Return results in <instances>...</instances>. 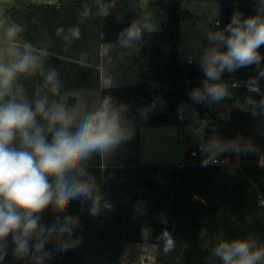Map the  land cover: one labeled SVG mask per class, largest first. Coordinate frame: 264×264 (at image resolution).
<instances>
[{"label": "trees", "instance_id": "obj_1", "mask_svg": "<svg viewBox=\"0 0 264 264\" xmlns=\"http://www.w3.org/2000/svg\"><path fill=\"white\" fill-rule=\"evenodd\" d=\"M218 2L216 32H225L237 14L242 21L258 14L264 19V0ZM157 3L166 9L168 18L162 30L149 31L141 0H12L5 10L6 20L23 29L12 40L21 53L26 51L25 44L32 46L33 54L41 57L44 75L40 70L20 73L0 103L26 100L34 110L37 99L47 96L50 107L54 101L61 103L62 95H69L68 105H75L73 93L99 90L100 109L109 99L111 108L118 111L121 128L132 131L144 126L180 125L183 121L178 111L182 106L193 105L199 114L211 108L213 120L206 124L207 138L234 139L250 159L264 158V45L258 49V65L231 72L225 69L216 81L228 92L220 102L236 105L224 120L214 112L216 100L192 97L194 90L203 91L206 77L202 59L183 61L179 50L180 19L187 11L179 0ZM102 5L107 6L106 15L100 14ZM86 8L90 11L84 16ZM133 24L141 29L139 40L128 42L137 45L139 81L102 88L101 47L122 43V38L127 39L123 34ZM77 27L80 37L75 39L69 30ZM220 50L226 51V46L220 45ZM49 71L58 73L60 89L56 95L45 86ZM253 81L258 91L249 89ZM36 119L46 128L47 121L39 114ZM70 130L75 131V126ZM46 134L50 141L51 133ZM18 143L17 139L16 146ZM182 162L102 168L101 154H90L80 165L85 176L75 171L70 175L95 181L94 194L101 197L99 212L93 215L92 201L84 197L72 200L63 210L50 204L38 214L39 227L45 229L40 237L45 241L42 252L35 251L38 241L34 235L29 240V254L18 258L9 234L0 242L7 245L0 264H120L129 243L156 245L153 264H223L214 254L222 242L250 240L255 242L254 250L264 248V205L259 202L264 197V166L221 167L205 164L201 158L187 162L185 152ZM69 217L76 221L71 224V234H61L59 229ZM53 226L56 231L49 235ZM165 231L175 243L168 252L164 251ZM70 241L78 243L66 250L60 248L61 243ZM43 252L50 255L39 260ZM257 264H264V260Z\"/></svg>", "mask_w": 264, "mask_h": 264}, {"label": "clouds", "instance_id": "obj_2", "mask_svg": "<svg viewBox=\"0 0 264 264\" xmlns=\"http://www.w3.org/2000/svg\"><path fill=\"white\" fill-rule=\"evenodd\" d=\"M89 11L86 8L83 15L87 16ZM100 14H107V6H101ZM22 30L20 25L13 23L7 27L6 35L12 39ZM69 31L73 38L80 37L78 27ZM225 32L209 33V40L218 43L202 57L206 80L203 91H193L195 100L205 97L216 101L224 99L228 95L227 89L216 82L221 73L225 69L231 72L238 67L258 65L261 61L258 49L264 45V19L259 14L243 21L238 14L234 15ZM123 35L127 39L122 38V43L127 45L129 41L139 40L141 29L133 24ZM220 45L226 46V51H221ZM24 47L26 51L21 53L10 46L7 51L15 59L8 64L0 61V100L9 94L18 74H32L40 70V74L44 75L41 57L33 54L31 45L25 44ZM57 75L56 71H49L45 76V86H50L53 95L58 94L60 89ZM249 88L258 91L255 81L250 83ZM261 104L264 105V100ZM38 114L47 121L46 128L37 122ZM74 126L75 131H71ZM46 133H51L50 141ZM127 135L129 133L121 128L118 111L111 108L107 98L100 110L86 115L78 124L63 104L54 101L49 107L47 96L35 101L34 110L26 100L16 102L12 99L0 103V242L11 234L16 245L14 253L19 258L29 254V240L35 235L38 241L34 245L35 251L42 252L45 241L40 237L45 229L39 227L38 214L50 204L63 210L72 200L84 197L92 201L91 213L97 214L101 197L94 194L95 181L91 178L76 179L70 174L75 171L78 176H85L80 165L90 154L111 152ZM17 139L18 146L15 144ZM207 162L205 160L204 163ZM261 163L264 164V160ZM50 177L54 179L50 181ZM75 222L73 218H67L65 225L59 229L60 233L71 234V224ZM54 231L55 226L48 230L49 235ZM143 235L146 237L147 232ZM163 238L164 251L168 252L175 246L174 240L167 231L163 233ZM77 243H61L60 248L66 250ZM254 244L250 240L222 242L215 248L214 254L222 258L223 264H257L264 260V248L254 250ZM6 247V243H0V260L6 255ZM49 255L43 252L38 259L43 260Z\"/></svg>", "mask_w": 264, "mask_h": 264}, {"label": "rangeland", "instance_id": "obj_3", "mask_svg": "<svg viewBox=\"0 0 264 264\" xmlns=\"http://www.w3.org/2000/svg\"><path fill=\"white\" fill-rule=\"evenodd\" d=\"M47 2L55 0H37ZM164 2L170 0H163ZM183 10L188 14L180 19L179 48L182 54L191 57L203 56L209 48L216 46L217 42L209 40V33H216V22L219 16V2L217 0H179ZM12 0H0V61L8 64L15 59L7 49L10 46L19 50L18 45L6 35L8 21L5 10ZM142 11L146 28L149 31L162 30L163 21L167 20L168 13L157 0H141ZM19 74L16 80H18ZM138 79V78H137ZM125 83H134L127 80ZM214 112L221 114V118L228 119V111L236 105H225L215 101ZM100 105L98 95L97 109ZM96 106V105H95ZM92 111H95L93 107ZM186 119L180 125L172 126H144L139 130V139L136 142V157L139 164L150 165H178L182 162L185 152V142L190 134V141H197L205 132L206 124L200 121L201 116L193 120L189 111ZM132 251L124 254V261L128 264H153L154 255L141 244L131 245ZM129 250V249H128ZM130 252V253H128Z\"/></svg>", "mask_w": 264, "mask_h": 264}, {"label": "crops", "instance_id": "obj_4", "mask_svg": "<svg viewBox=\"0 0 264 264\" xmlns=\"http://www.w3.org/2000/svg\"><path fill=\"white\" fill-rule=\"evenodd\" d=\"M55 0L54 2H56ZM218 1V0H217ZM50 2V1H48ZM53 2V1H51ZM180 50V48H179ZM181 52V50H180ZM187 54H182L185 56ZM137 45L124 43L115 44H104L101 47V87H114L122 85H133L139 81L138 69H137ZM138 78V79H137ZM127 80H134V83L127 84ZM18 81V80H17ZM16 81V82H17ZM98 95L100 97L99 90H84L73 93L77 99L75 105H68L67 98L69 95L61 96V104L65 106V109L71 112L75 117V123L78 124L83 120L86 115L93 114L97 109ZM96 105V106H95ZM95 108L93 112L92 109ZM140 130V129H139ZM139 130H124L129 133L125 138H123L117 146H115L111 152L107 154H101L102 168L106 167H119V166H135L138 159L136 157L135 145L139 139ZM56 218V216H55ZM133 244L141 243H129L126 245L124 252L120 258V264H128L124 261V254L127 251H132ZM146 249L152 253L153 244H141ZM129 249V250H128ZM130 253V252H128Z\"/></svg>", "mask_w": 264, "mask_h": 264}, {"label": "built area", "instance_id": "obj_5", "mask_svg": "<svg viewBox=\"0 0 264 264\" xmlns=\"http://www.w3.org/2000/svg\"><path fill=\"white\" fill-rule=\"evenodd\" d=\"M182 60L193 62L198 60V57L193 58L189 55H185L182 56ZM187 110L192 115L193 120L199 116H201L200 121L205 124L213 120L210 114L211 108L203 114H199L196 108L191 105L179 108L178 118L181 121L186 119ZM185 153L187 162H195L198 158H201L207 160L210 164L221 167L232 165L242 168L249 164H257L259 167L264 166V164L261 163V161L264 160L263 157H260L258 160L250 159L248 152L241 147L238 141L234 139H209L205 132H203L202 136L197 141H190V134L188 135V140L185 142ZM182 164L183 162H181L180 165ZM259 202L264 205V197H261ZM145 264H148V262H145Z\"/></svg>", "mask_w": 264, "mask_h": 264}, {"label": "water", "instance_id": "obj_6", "mask_svg": "<svg viewBox=\"0 0 264 264\" xmlns=\"http://www.w3.org/2000/svg\"><path fill=\"white\" fill-rule=\"evenodd\" d=\"M202 57L203 56H200L199 59H202ZM156 249H157V247H153V251H152L153 255H155Z\"/></svg>", "mask_w": 264, "mask_h": 264}]
</instances>
